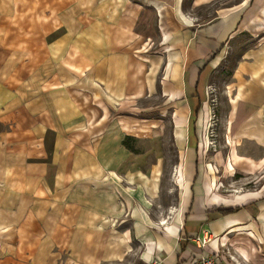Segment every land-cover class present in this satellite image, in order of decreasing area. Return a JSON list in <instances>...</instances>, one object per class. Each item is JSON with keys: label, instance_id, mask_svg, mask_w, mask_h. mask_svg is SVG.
<instances>
[{"label": "crops", "instance_id": "crops-1", "mask_svg": "<svg viewBox=\"0 0 264 264\" xmlns=\"http://www.w3.org/2000/svg\"><path fill=\"white\" fill-rule=\"evenodd\" d=\"M263 28L264 0H0V264H197L223 247L264 264V40L232 70L224 150L207 94Z\"/></svg>", "mask_w": 264, "mask_h": 264}, {"label": "rangeland", "instance_id": "rangeland-1", "mask_svg": "<svg viewBox=\"0 0 264 264\" xmlns=\"http://www.w3.org/2000/svg\"><path fill=\"white\" fill-rule=\"evenodd\" d=\"M208 9H211V7H201L199 10H196V14L200 16H206ZM147 22H148V27L146 28L145 32L152 33L153 30V18L151 14H147ZM264 31V28H263ZM250 38V37H248ZM245 38L244 41H248L249 39ZM262 40L264 38H259L258 42L257 41H248L246 42L245 45L241 46L239 49H237L235 52L231 49V52H229L227 58L225 61L221 63V65L213 70L212 72V77L210 81V85L207 88V94H208V102L210 106V117H209V122H208V136H209V141L208 144L213 151H220L224 150V120H225V111L228 109V97L229 95L227 94V84L231 80V73L232 70L235 66V64L239 60V53L242 51V49L247 48V47H253L256 45L261 44ZM247 46V47H244ZM173 153L170 151H167V155L169 157V163L172 160V155ZM227 157V156H226ZM167 168V170H166ZM165 170V180L167 179V176L169 175V168L166 167ZM232 179H235V182L242 183L244 184V187L247 186V188H252L253 187V182L255 179L246 182L245 178L241 175H236L234 174ZM234 182V183H235ZM230 182H227L224 184L223 182H219L217 189L219 192H222L223 195H229L231 194L232 188L230 187ZM243 189V188H241ZM218 252L224 253V247L220 248ZM264 252V251H263Z\"/></svg>", "mask_w": 264, "mask_h": 264}, {"label": "built area", "instance_id": "built-area-1", "mask_svg": "<svg viewBox=\"0 0 264 264\" xmlns=\"http://www.w3.org/2000/svg\"><path fill=\"white\" fill-rule=\"evenodd\" d=\"M230 195V194H229ZM163 222H161V225ZM209 239L207 237H202L201 239H196V246L201 251L205 245L208 243ZM233 257L227 255V251L224 250V253L218 252L215 255L203 256L202 254L199 256L197 264H234Z\"/></svg>", "mask_w": 264, "mask_h": 264}]
</instances>
